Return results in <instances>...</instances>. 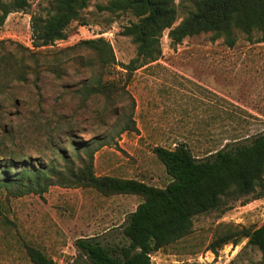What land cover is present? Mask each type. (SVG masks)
I'll use <instances>...</instances> for the list:
<instances>
[{
	"label": "rangeland",
	"instance_id": "obj_1",
	"mask_svg": "<svg viewBox=\"0 0 264 264\" xmlns=\"http://www.w3.org/2000/svg\"><path fill=\"white\" fill-rule=\"evenodd\" d=\"M29 1L26 10L10 13L0 30L5 53L25 54L31 63L29 50L23 46L40 52L37 80L32 67L25 68L29 74L26 81L0 76L6 84L0 94V165L12 166L25 156L32 158L30 163L54 159L63 163L57 148L73 153L71 140H93L95 144L108 143L99 150L108 158L103 174L164 187L172 177L153 153L154 146L174 148V138L177 143L186 142L197 158H205L227 144H248L264 132V41L255 40L260 33L250 40L244 32H237V42L230 47L222 37L212 40L210 32L172 45L166 30L161 38V58L133 73L128 93L120 91L122 96L111 103L103 96L84 101L78 90L91 75L77 58L84 52L58 54L65 71L61 77L48 70V62L60 49L103 36L111 42L117 60L128 63L137 49L132 38L122 32L137 18L129 12H98L96 4L107 0H91L83 11L87 24L74 21L66 29L67 38L35 48L32 15H44L53 0ZM175 4L177 25L193 3L175 0ZM117 70L113 75L122 85L125 73L120 66ZM130 96L136 101L134 109ZM130 115L147 137H139L140 130L123 131ZM123 195L131 196H105L94 188L58 185L41 195L11 196L0 189V264H35L28 246L40 249L55 264H71L79 237L96 236L108 247L126 243L121 233L123 221L143 198ZM263 223L264 197L246 204L236 202L225 212L199 214L192 233L155 251L152 262L264 264V252L248 245L245 238L237 245H223L216 254L209 250L218 236Z\"/></svg>",
	"mask_w": 264,
	"mask_h": 264
},
{
	"label": "trees",
	"instance_id": "obj_2",
	"mask_svg": "<svg viewBox=\"0 0 264 264\" xmlns=\"http://www.w3.org/2000/svg\"><path fill=\"white\" fill-rule=\"evenodd\" d=\"M90 2L53 0L44 15L33 14V47L53 45L67 38L66 29L74 21L87 24L83 11ZM192 3L193 8L177 25L175 0H107L98 3V12H129L137 18L124 26L122 32L136 44L135 57L128 63L119 62L111 42L99 36L82 39L58 50L47 68L58 77L63 76L65 71L58 54L81 50L84 53L77 58L91 75L78 90L79 94L84 101L103 96L111 103L122 96L120 91L128 93L127 85L135 71L161 58V38L166 30L172 45L203 32H210L212 40L224 38L230 47L237 42V32H244L250 40L260 33L255 40L264 41V0H192ZM29 6V0H0V30L10 13L26 10ZM3 43L0 38V76L13 75L9 80L26 81L29 74L25 68L32 67L37 80L40 52L23 46L29 50V63L25 54L18 56L6 52L7 55ZM117 66L125 73L122 85L113 75L119 72ZM4 86L6 84L0 79V94ZM130 97L134 109L136 101ZM126 130L138 131L132 115L123 127V131ZM107 144L71 140L69 146L74 149L73 153L68 148L56 149L63 163L56 159L48 163H30L32 158L25 156L19 162L13 161L12 166L0 165V189H5L11 196L41 195L52 185L94 188L105 196H142L143 200L123 221L121 233L127 239L126 243L108 247L96 236L79 237L75 241L77 254L71 264H153L151 257L155 251L192 233L195 216L215 210L225 212L236 202L246 204L264 197V132L248 144L232 147L227 144L205 158H197L186 142H180L174 148L154 146L153 153L172 177L164 187L138 178L98 175L95 154ZM243 238L247 239L248 245L264 252V223L256 228L244 226L222 234L210 243L209 250L216 254L223 245H237ZM27 252L35 264H55L53 258L36 247L28 246Z\"/></svg>",
	"mask_w": 264,
	"mask_h": 264
},
{
	"label": "crops",
	"instance_id": "obj_3",
	"mask_svg": "<svg viewBox=\"0 0 264 264\" xmlns=\"http://www.w3.org/2000/svg\"><path fill=\"white\" fill-rule=\"evenodd\" d=\"M145 66H147V65H145ZM137 113H138V111H137ZM136 126H137L138 130H140V132H141V133L138 134V136L139 137H147V135L145 133V130L140 128L139 123L138 124L136 123ZM172 141H173V147H175L178 143L175 141L174 138H172ZM165 147H167V146H165ZM167 148H170V147H167ZM107 159H108L107 156H104V154H103V150L100 151V152L99 151L96 152L94 165H95V172L98 175H104L103 174V170H106L107 167H108ZM112 196L113 197H115V196H124V197L128 198V196H131V195L116 194V195H112Z\"/></svg>",
	"mask_w": 264,
	"mask_h": 264
}]
</instances>
